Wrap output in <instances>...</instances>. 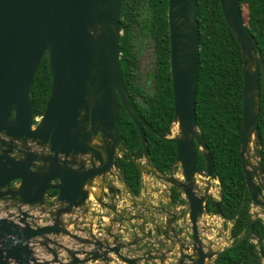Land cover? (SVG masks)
I'll return each mask as SVG.
<instances>
[{
    "label": "water",
    "instance_id": "1",
    "mask_svg": "<svg viewBox=\"0 0 264 264\" xmlns=\"http://www.w3.org/2000/svg\"><path fill=\"white\" fill-rule=\"evenodd\" d=\"M219 3L242 58L241 167L252 204L264 208L258 128L264 61L243 19L239 0H219ZM120 17L121 0H0V134L9 138L0 137V200L43 204L48 191L53 190L56 192L53 202L78 207L88 198L86 186L96 176L104 180L100 185L103 191L106 181L103 177L117 168V151L127 154L119 133L118 100L137 126L144 158L157 175L145 140V129L151 128L133 110L122 79L118 50ZM167 23L173 122L177 121L182 137L162 138L176 145L173 167H181L182 188L190 209L182 221L191 226L192 241L191 248L181 244L177 264H208V260L213 264L212 257L217 251L203 249L198 233L204 196L195 195L192 187L197 172L195 145L202 148L206 174L209 177L215 174L212 156L195 116L199 31L194 0H168ZM44 55L51 80L50 93L35 121L30 88ZM20 139L34 141L47 153L27 150L24 157L19 156L21 149L13 142ZM80 156H87V162ZM106 188L108 193L115 194L112 184ZM214 205L220 215L219 202ZM166 215L165 226L160 230L174 247L177 237L171 232L181 214L166 211ZM26 217L27 213L21 211L19 222L14 223L0 216V264H86L98 257L108 260L103 247L109 245L98 240L95 246L102 250L100 254L84 255L85 251H76L65 262L56 254L50 262L34 257L30 241L35 237L60 233L79 237L58 223L31 226ZM113 240L107 252L114 253L123 263L146 261L144 257H127L120 251L122 245L130 242L117 244L116 235Z\"/></svg>",
    "mask_w": 264,
    "mask_h": 264
},
{
    "label": "trees",
    "instance_id": "2",
    "mask_svg": "<svg viewBox=\"0 0 264 264\" xmlns=\"http://www.w3.org/2000/svg\"><path fill=\"white\" fill-rule=\"evenodd\" d=\"M242 16L247 9V25L264 61V0H239ZM168 0H121L119 53L122 79L128 100L140 119L151 129H145V140L151 164L167 173L176 160V145L164 140L173 125L174 107L170 77V51L167 23ZM198 21L199 54L195 100V116L199 131L212 156L219 181L221 216L232 221L231 243L220 251L214 264H261L264 255V223L250 213L251 199L245 185L239 154L242 123V58L240 48L227 26L219 0H194ZM244 19V17H243ZM245 21V20H244ZM154 41V67L148 73L157 86V94L144 107L141 91L135 84L136 54L133 40ZM51 80L46 55L41 59L30 88L34 116L41 115L50 93ZM259 135L261 163L264 170V89L261 88ZM119 133L127 154L116 158L120 177L132 195L141 188V170L132 161L144 156L137 126L117 101ZM197 171L205 170L202 156ZM51 195L55 191L50 192ZM178 199L176 191L171 193ZM206 212L215 213L209 207ZM253 239L258 244L253 242Z\"/></svg>",
    "mask_w": 264,
    "mask_h": 264
},
{
    "label": "rangeland",
    "instance_id": "3",
    "mask_svg": "<svg viewBox=\"0 0 264 264\" xmlns=\"http://www.w3.org/2000/svg\"><path fill=\"white\" fill-rule=\"evenodd\" d=\"M243 11V17L247 24L248 16L245 5ZM138 40L139 38L135 37L132 46L136 54L137 62V67H135V84L144 92L142 100L140 101L145 107L157 94L156 83L152 77L148 76V73L151 72L154 67L155 44L152 39L143 38L140 42L141 47L138 48ZM177 125L176 122L172 125L170 133V137L172 138L182 137ZM16 142L19 141L15 140L13 143L15 144ZM32 145L34 146L35 144ZM252 147L253 145L251 144V148ZM198 148L202 151L201 147L198 146ZM117 154L121 155L122 152L119 150ZM80 159L87 162V156H80ZM134 162L139 166L142 172L141 188L138 195H132L129 192L116 168L113 169L112 174L110 173L103 177H106V181L102 196L99 199L101 203L97 201V199L87 198L83 205L71 208L65 203L53 202L55 201L53 194L52 196H46L43 204H27L18 199L5 198L0 200V216L7 217L14 223H18L20 213L24 211L27 213L26 218L31 226L35 227L44 224L58 223L60 226L65 227L71 234L77 236V238L79 237V239H75L60 233L33 238L30 244L33 245L34 257L40 260L50 262L52 261L53 255L56 254L60 261L65 262L70 259L71 254L76 251H85L84 255L97 252L100 254L102 250L100 251V249L95 246L96 241L105 242L109 246H112L114 244L113 236L116 235L118 236L117 244L126 242L131 243L125 245V247L122 245L120 251L123 254L135 259H140V257L145 258L146 261L140 259L138 261L139 264H177L178 257L182 253L179 250V244H186L187 239L181 234L179 242L173 243V245H175L174 247L171 246L170 243H167V245L162 244V238H159L156 234L154 226L157 228L164 227L163 219L166 215L154 209L160 208L161 206L164 207L166 203L170 202V196L172 197V195H170L169 189L171 185H174L179 192L178 200L184 199L187 201V197L183 191L184 189L182 188L183 176L181 174V169L179 166H177L176 169L172 167L174 170L171 168L166 174L157 171L156 175L153 173V170L148 167V159L144 158V156L142 159L135 160ZM199 180L200 178L198 176L192 183L195 195H198L200 189L204 190L201 183L198 182ZM103 182L104 180L101 181L99 179L95 182L96 184H92L96 190L93 197H97L98 194H100L99 189L101 186L99 185H103ZM107 184H112L114 186V192L116 190L115 194L108 193L106 188ZM208 184L212 185V189L209 192L211 194H216L215 185L210 182V180H208ZM117 189H119V191H117ZM176 200L174 202H177ZM50 201L53 202L52 205L49 204ZM250 210L252 212V217L256 216L264 221V208L252 205ZM58 211L63 212L58 214ZM114 211L117 212L114 213ZM186 211L187 210H184V217L187 213ZM171 212L175 213L176 211ZM215 215L216 217H213L212 220L211 215L210 217L202 215L198 220L200 232H203L201 227L213 228V230L206 232L208 237H203L201 235V238L209 242L207 245L209 252H218L231 242L229 235L231 223H227L225 220L217 218V214ZM138 216L140 218H138ZM179 223H181V231L184 230V227H189L187 222L183 223V221L180 220ZM208 223L209 225H207ZM147 228L150 230L148 235ZM187 236L188 234L186 237ZM86 239H90V241ZM254 241L258 244L256 240ZM109 246H100L104 248L103 252H106V259L109 261H104V259L98 257L97 260H90L86 264H125L120 261L114 253L107 252ZM185 255L187 254L185 253ZM81 257L84 256L81 255ZM193 257L196 258V255H193ZM208 264H210L209 260Z\"/></svg>",
    "mask_w": 264,
    "mask_h": 264
},
{
    "label": "flooded vegetation",
    "instance_id": "4",
    "mask_svg": "<svg viewBox=\"0 0 264 264\" xmlns=\"http://www.w3.org/2000/svg\"><path fill=\"white\" fill-rule=\"evenodd\" d=\"M0 137L1 138H3V139H5V140H9V138L8 137H6L3 133H1L0 134ZM19 142H16L15 144H16V146H17V148H20L21 149V152H19V153H17L19 156H21V155H23V157L25 156V151H27V150H35L36 152H39V153H47V151H46V149L45 148H43V147H41V146H38L34 141H31L30 139H26V140H18ZM32 144H35L34 146L32 145ZM35 146H36V148H35ZM194 157H195V167L197 166V161H198V159H199V157H200V155H201V150L198 148V146L197 145H195V147H194ZM15 151V150H14ZM175 169L177 168V167H174ZM174 170V169H173ZM196 171H197V167H196ZM200 173L201 174H198V176H199V178H200V180L198 181V182H200L201 183V185L203 186V188H204V190H199L198 191V195H202V196H204L203 197V211H204V213H207L206 211L208 210V208L209 207H211V208H214V209H216L215 208V205H214V202L212 201L213 199L211 198V196L209 195V191L212 189V186L209 188V184H208V179L206 178V176L202 173V171H200ZM194 181H195V179H194ZM193 181V182H194ZM14 182H11V185L13 184ZM183 183H184V179H183ZM89 184V183H88ZM92 184H96V183H91V187L92 188H94L93 186H92ZM95 189V188H94ZM173 190H175L176 191V194H178L179 192H178V190H177V188L176 187H174V185H171L170 186V189H169V192L170 193H172V191ZM51 191H53V190H50V191H48V193L46 194V196H52L51 195ZM203 191V192H202ZM197 194V193H196ZM54 196L56 195V192H55V194H53ZM45 196V197H46ZM101 196H102V194H101ZM177 202H174L172 199L170 200V202L169 203H166V206H164V207H160V208H157V209H154L155 211H161V212H163L165 215H166V211H176L175 212V214L176 215H178V214H181V216L178 218V219H176L175 220V226H174V228H173V231L171 232L173 235H176V237H177V242H179V238H180V235L181 234H183L182 236H184L186 239H187V245L189 246V248H191V246H192V241H191V238H190V234H191V226L189 225V227H184V230H182L181 231V223H179V221L180 220H182V216H184V212H180V211H184V210H187V211H189L190 209H189V203L186 201V200H184V199H182V200H176ZM178 203V204H177ZM186 213V212H185ZM167 215L164 217V219H163V225L165 226V222H166V219H167ZM256 218V217H255ZM226 221H228V222H230L231 223V225H232V221H229V220H226ZM183 223H186V220H184L183 221ZM204 225V224H203ZM207 225H209V223L207 224ZM155 227V229H156V226H154ZM149 228H147V235H148V232L150 231V230H148ZM201 230L203 231V232H200V226H199V224H198V233H199V236H200V239H201V242L203 243V246L205 247V249H207L208 250V243L209 242H207L204 238H201V235L203 236V237H208V235L206 234V232L207 231H210V230H213V228L212 227H210V228H202L201 227ZM156 234L159 236V238L161 237L162 238V240H161V243L162 244H165V245H167V243H169V241L166 239V237L163 235V232H162V230H160V228H158V229H156ZM188 234V236L186 237V235ZM229 235H230V231H229ZM184 237H182V238H184ZM189 241H191V242H189ZM264 241V240H263ZM176 242V243H177ZM190 243V244H189ZM202 245V244H201ZM262 245L264 246V242L262 243ZM180 247H181V243L179 244V250H180ZM204 247H203V249H204ZM224 249V248H223ZM223 249H221L220 251H222ZM220 251H218V252H216V254H214L213 255V264H214V260H215V258H216V256H217V254L220 252ZM174 253V252H173ZM188 253H190V251H188ZM263 257H264V255L261 257V264H264L263 263ZM179 258V257H178ZM176 264V263H175Z\"/></svg>",
    "mask_w": 264,
    "mask_h": 264
},
{
    "label": "clouds",
    "instance_id": "5",
    "mask_svg": "<svg viewBox=\"0 0 264 264\" xmlns=\"http://www.w3.org/2000/svg\"><path fill=\"white\" fill-rule=\"evenodd\" d=\"M36 118H35V121H36V119L38 118V117H40V115H37V116H35ZM174 123V122H173ZM167 137H170V135L169 136H167ZM127 151V150H126ZM123 154H125V153H123ZM120 156V155H119ZM117 158V157H116ZM132 161L134 162L135 160L134 159H132ZM174 164H175V162H174ZM173 164V165H174ZM173 165H172V167H173ZM177 166H179L180 167V165H176L175 167H177ZM171 167V168H172ZM139 168V167H138ZM170 168V169H171ZM170 169H169V171H170ZM173 169V168H172ZM180 169H181V167H180ZM168 171V172H169ZM159 172V171H158ZM142 173V172H141ZM161 173V172H160ZM198 173H200V171H197L196 172V175H198ZM202 173L206 176V178L208 179V180H210V182H212L214 185H215V191H216V194H211L210 192H208L209 193V195L211 196V198L213 199L212 201L213 202H215V201H218L219 202V199H220V195H219V181H218V179H217V177H215L214 175L212 176V177H209L207 174H206V171L205 170H203L202 171ZM162 174H164V173H162ZM166 174V173H165ZM181 174H182V172H181ZM201 174V173H200ZM196 175H195V178H196ZM141 177H142V175H141ZM214 178H215V180H214ZM215 181H217V182H215ZM212 185H209V188L211 187ZM171 195V194H170ZM178 195V194H177ZM55 197V196H54ZM170 199H172L173 200V198L170 196ZM178 200V199H177ZM173 201H175V200H173ZM252 202H251V207H252ZM256 206V205H255ZM262 208V207H261ZM219 209H220V206H219ZM187 212V211H186ZM207 213H209V212H207ZM211 213V212H210ZM250 213L252 214V212H251V210H250ZM204 214V213H203ZM213 214V213H212ZM215 214H217L216 213V209H215V213H214V215ZM217 216H219V217H221L222 218V216H221V213H220V215L219 214H217ZM223 220H225L224 218H222Z\"/></svg>",
    "mask_w": 264,
    "mask_h": 264
},
{
    "label": "bare ground",
    "instance_id": "6",
    "mask_svg": "<svg viewBox=\"0 0 264 264\" xmlns=\"http://www.w3.org/2000/svg\"><path fill=\"white\" fill-rule=\"evenodd\" d=\"M176 123H177V121H175ZM95 140H93V142H94ZM196 177H198V175H196ZM100 179V176H96L95 178H93L90 182H89V184H87V186H86V190L88 191V198L90 199V198H94V199H98L99 197H101V194H102V189L100 188H96V189H99L100 190V194H98V196L97 197H93L94 195H95V192H96V190L94 189V188H92L91 187V183H95V182H97L98 180ZM98 185V184H97ZM100 186V185H99ZM98 186V187H99ZM92 196V197H91Z\"/></svg>",
    "mask_w": 264,
    "mask_h": 264
},
{
    "label": "crops",
    "instance_id": "7",
    "mask_svg": "<svg viewBox=\"0 0 264 264\" xmlns=\"http://www.w3.org/2000/svg\"><path fill=\"white\" fill-rule=\"evenodd\" d=\"M203 215H204L205 217H210V215H211V216H212V217H211V220L213 219V217H216V215H214V214H212V213H204ZM255 217H256V216H255ZM255 217H253V218H255ZM217 218L223 220V219H222L221 217H219V216H218ZM225 221H226V220H225ZM262 221H263V220H262ZM226 222L228 223V221H226ZM263 223H264V221H263ZM230 228H231V225H230V227H229V231H230ZM230 239H231V238H230ZM254 240H255V239H253V242H255ZM230 243H231V242H230ZM229 245H230V244H229ZM229 245H228V246H229ZM226 247H227V246H226ZM224 248H225V247H224ZM212 259H213V258H212Z\"/></svg>",
    "mask_w": 264,
    "mask_h": 264
},
{
    "label": "built area",
    "instance_id": "8",
    "mask_svg": "<svg viewBox=\"0 0 264 264\" xmlns=\"http://www.w3.org/2000/svg\"><path fill=\"white\" fill-rule=\"evenodd\" d=\"M215 182H217V181H215Z\"/></svg>",
    "mask_w": 264,
    "mask_h": 264
}]
</instances>
